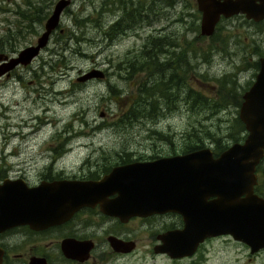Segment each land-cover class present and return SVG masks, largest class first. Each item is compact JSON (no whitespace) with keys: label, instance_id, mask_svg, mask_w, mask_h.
Returning <instances> with one entry per match:
<instances>
[{"label":"rangeland","instance_id":"374dc122","mask_svg":"<svg viewBox=\"0 0 264 264\" xmlns=\"http://www.w3.org/2000/svg\"><path fill=\"white\" fill-rule=\"evenodd\" d=\"M163 1L173 0H72L61 14L63 32L58 29L53 32L30 64L15 68L13 78L0 81V153L23 150L20 153L31 155L40 149L38 146L65 145L67 148L63 150L71 152V159L80 161L91 151L93 154L105 151L106 156H111L124 146L145 154L169 151L171 146L181 149L197 143L227 145L234 139H242L237 133L239 124L231 111L229 93H235L242 79L239 70L243 57L238 51L229 55L214 48L220 43L217 34L211 40L197 36L196 17L192 14L194 0H178L174 3L177 10L167 9L170 15L164 11ZM145 4H155L156 12L159 5L162 19L151 15L155 21L146 29L145 21L138 19L128 33L121 35L120 30L112 35L113 39L103 34V30H110L121 6L138 8ZM52 6L53 3L49 8L48 2L41 0H0L1 49L17 51L35 42L42 23L34 22L33 18L43 16L44 21ZM128 14L131 17L132 13ZM129 17L126 21H130ZM166 22L178 31L182 44L179 50L184 66L179 76L183 88L173 86L165 90L161 86L154 96L147 90L156 105L132 123H118L120 113L139 97L141 83L147 81V86H151L153 81L161 80L162 72L158 69H131L132 74L128 75L127 67L131 63L138 68L148 57L144 51L151 50L152 60L160 58L158 49L165 48L159 38L161 34H153L158 37L154 46V37L149 45L146 34L150 28H162ZM58 52L64 58L55 61ZM91 67L105 70L106 76L76 80ZM167 93L172 98L168 105L165 96L161 97ZM20 159L31 161L26 156ZM229 243L232 251L222 264H264V250L253 256L243 245ZM137 259L136 264H167L151 253Z\"/></svg>","mask_w":264,"mask_h":264},{"label":"flooded vegetation","instance_id":"af4514ba","mask_svg":"<svg viewBox=\"0 0 264 264\" xmlns=\"http://www.w3.org/2000/svg\"><path fill=\"white\" fill-rule=\"evenodd\" d=\"M53 1L41 0L42 3L48 2L49 8L52 3L54 6L57 0ZM71 2L72 0L68 5ZM177 2L179 1H163L164 11H167L168 8L176 9L174 3ZM194 4L195 8L192 14L196 17L197 36L211 40L217 34L220 43L217 42L214 48L229 55L236 54L238 51L239 55L243 57V63L239 70L242 71V79L236 86L235 93H229L233 105L231 111L239 124L237 133H240L239 135H242L243 138L234 139L227 145L214 146L197 143V145L184 146L181 149L171 146L172 149L169 151L156 150L145 154H137L136 151L127 150L124 146L111 156H106L105 151H99L98 154H93L91 151V154L87 153L80 161L71 159V152L63 150L67 148L65 145L38 146L37 148L40 149L31 155L20 153L23 150H1L0 198H4V202H0V216L10 211L16 202L19 204L18 210L24 209V212L31 213L36 219L34 227L25 222L0 230V264H28L31 259H37L44 264H124L127 260L128 264H136L137 257H146L150 253L163 258L167 264H212L214 261H220L217 264H222L232 251V247L230 248L232 243H229L231 241L248 248L249 253L253 256H257L264 250V246L252 249L248 242L235 237L226 229L225 220L219 209L226 207L227 204L232 205L231 195L225 194V188L221 184L214 186L213 183L212 187H208L206 184L201 185L200 182L206 179L178 177L176 179L178 186L173 184L174 179L162 181L161 183L166 182L165 185L171 190L180 192L167 194L181 195L180 197H183L184 186L182 184L192 182V190H194L192 199L179 201L176 209L166 208L143 214L135 213L137 194L124 193L122 191L124 187L116 182L102 188L100 192H97L99 194L94 192L90 194L88 196L89 200L92 199L90 203H84L71 210L76 205L73 201L86 198L82 189L71 185L72 182L97 181L118 165L153 161L160 157L193 150L209 149L212 158H217L232 143L243 142L248 135L249 132L241 119V107L245 101V94L249 92L257 79L261 69V58L264 57V0H241L243 9L229 16L221 14L211 34L201 33L202 12L197 0H194ZM121 7V12L112 22L110 30H103V34L109 39H113L112 35H116L115 33H119L120 30L121 35L126 33L138 19L145 21L143 22L144 29L148 24L152 26L155 21H152L151 15L153 18L157 16L162 19L159 5L158 12H156L155 4L149 6L145 4L138 8H128L125 5ZM51 11L52 9L46 18H43L44 21L42 20L43 16L33 18H36L34 22L42 23L39 35L44 30V23ZM179 11L185 15L183 9ZM128 12H131V17H134H129ZM167 14L171 13L167 11ZM136 15L137 17H135ZM127 17L130 18V21H126ZM148 17L149 20H147ZM174 18L176 19V17ZM171 26V23L166 22L162 28H150L146 34L149 45L153 43L151 40L153 34H161L159 38L161 41L163 39L165 48L158 49L161 54L158 60L157 58L152 60L151 50L144 51L148 56L146 62H149L144 65L145 70L158 69V72H162L160 82L162 89L165 90H170L173 86L178 89L183 88L182 78L179 76L182 66H184V61L183 65L181 64L182 52L179 50L182 44L178 31ZM57 29L59 32L64 30L60 27V21L51 31L47 43ZM153 37L154 44L157 45L158 37L155 35ZM173 39L174 41H172ZM19 50L7 52L0 49V53L14 55ZM1 62L3 61L0 60ZM28 64H17L10 69L9 73L1 74L0 81L3 78H13L15 68ZM128 68L131 70L130 64H128ZM168 69H171L169 73ZM103 71V77H105L106 72ZM149 77L150 75H148ZM145 84H148L147 81ZM260 91L258 90L256 94L261 95ZM163 97L167 99V105L172 100L168 93ZM98 147L104 149L101 146H92L95 149ZM20 156H26L31 161L20 159ZM14 157H17L18 160H15ZM255 174L253 193L256 195V199L264 200V151L255 166ZM57 185H60L58 190L56 189ZM138 195L141 199L152 200L160 194L145 192V194ZM234 195L238 202L233 205L246 203V193ZM29 199L34 200V203H31ZM189 200L190 202H188ZM57 216L58 220L49 221L52 217ZM175 248L180 249L182 254H172L171 252ZM80 254L87 255L82 258ZM225 254L226 256H224Z\"/></svg>","mask_w":264,"mask_h":264},{"label":"water","instance_id":"95a60500","mask_svg":"<svg viewBox=\"0 0 264 264\" xmlns=\"http://www.w3.org/2000/svg\"><path fill=\"white\" fill-rule=\"evenodd\" d=\"M69 1H56L44 23V30L37 37L34 44L21 48L14 55L0 53V60L3 61L0 63V75L9 73L10 69L17 64L26 65L30 63L40 53L42 47L47 44L51 31L59 24L61 14ZM197 1L199 9L202 12L200 25L202 34H211L213 32L215 23L221 14L229 16L243 9L241 0ZM103 76L104 71L102 69L92 67L78 75L76 80L85 81L93 78H102ZM258 90H261L259 92L261 95L256 94ZM241 119L249 132L248 135L243 142L232 143L217 158H212L209 149L193 150L168 157H160L153 161L118 165L97 181L72 182L71 185L82 189L86 198L73 201L76 205L71 210L84 203H90L92 200H89L90 197L88 198L90 194L100 192L102 188L116 182L124 187V190H122L124 193L137 194L135 213L143 214L166 208L176 209L179 201L192 199V194L194 193L192 182L189 181L182 184L184 186L183 197H180L181 195L167 194H178L180 192L171 190L165 185L166 182L164 184L161 182L174 179L173 184L177 185L178 181L176 179L178 177L185 179H206L200 182V184H206L208 187H212L213 183L214 186L215 184H221L225 188V194L231 195L232 205L227 204L222 209L218 208L225 220L226 229L235 237L248 242L252 249L264 246V200L261 198L256 199L257 197L253 193V184L256 180L255 166L264 151V57L261 58V69L257 75V79L249 92L245 94V101L241 107ZM59 187L60 185H57L56 189L58 190ZM145 192H154L160 195L154 197L152 200L141 199L138 194H145ZM236 193H246V203L233 205L238 202L234 195ZM29 200L31 203H34V200ZM0 202H4V198H0ZM18 206L19 204L15 202L10 211L0 216V230L25 222L34 227V220L36 218L31 213L24 212V209L22 211L18 210ZM216 210L217 207L215 208ZM58 219V216L52 217L49 221L52 222ZM171 253L174 255L182 254L178 248H175ZM86 255L80 254V257L83 258ZM28 264L44 263L39 262L37 259H31Z\"/></svg>","mask_w":264,"mask_h":264},{"label":"trees","instance_id":"16d2710c","mask_svg":"<svg viewBox=\"0 0 264 264\" xmlns=\"http://www.w3.org/2000/svg\"><path fill=\"white\" fill-rule=\"evenodd\" d=\"M154 45H156V43L155 44L153 43V46ZM1 48H2V45L0 46V49ZM55 56H56V58H54L55 61L58 60L59 58H62V59L64 58V55L60 52L56 53ZM143 58H144V56H143ZM49 63L51 64V62H49ZM147 64H149V62H146V58H145L143 60V62L139 65V67L141 68V70L142 69L145 70L144 65H147ZM130 65H131L132 71L135 69H139V68L134 67L131 63H130ZM127 69H128L127 74L131 75L132 71H130L128 67H127ZM145 83H146V81H143V83H141V85L138 88V90L140 92L139 97L133 103H130L128 105V107L126 108L127 110H123L120 113L118 123H125V124L132 123L133 121L138 120V118L143 113H147L146 112L147 109H149V108L151 109L156 105L154 98L151 96H154V92H156L158 90V88H160L162 86L161 82H160V80L156 81V82L153 81L151 86H147ZM149 89L151 90L149 93L151 96H149V94H147V90H149ZM142 95H144V96H142ZM161 97H163V95ZM201 99L205 100V97L201 96ZM194 145H197V144H194Z\"/></svg>","mask_w":264,"mask_h":264},{"label":"bare ground","instance_id":"6f19581e","mask_svg":"<svg viewBox=\"0 0 264 264\" xmlns=\"http://www.w3.org/2000/svg\"><path fill=\"white\" fill-rule=\"evenodd\" d=\"M79 81V80H78Z\"/></svg>","mask_w":264,"mask_h":264}]
</instances>
